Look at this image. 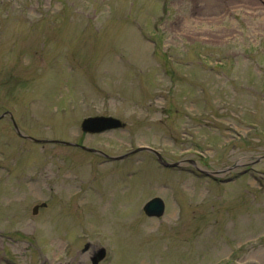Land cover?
<instances>
[{
    "label": "rangeland",
    "instance_id": "rangeland-1",
    "mask_svg": "<svg viewBox=\"0 0 264 264\" xmlns=\"http://www.w3.org/2000/svg\"><path fill=\"white\" fill-rule=\"evenodd\" d=\"M5 111L181 166L5 117L0 264H264V0H0Z\"/></svg>",
    "mask_w": 264,
    "mask_h": 264
},
{
    "label": "water",
    "instance_id": "water-1",
    "mask_svg": "<svg viewBox=\"0 0 264 264\" xmlns=\"http://www.w3.org/2000/svg\"><path fill=\"white\" fill-rule=\"evenodd\" d=\"M4 116H5V114L2 115L0 117V119L2 117H4ZM11 118L13 119V116L12 115H11ZM13 121H14V119H13ZM14 124H15V127H16L18 133L22 137L31 139V140L36 141V142H44V140H38V139L32 138L30 136L23 135L20 132L19 128L17 127L15 121H14ZM122 126H123V123L121 122V120H119L117 118H114V117H111V116H94V117H88V118H86V119L83 120L82 125H81L82 130L85 131V132H88V133H101V132H104L106 130L116 129V128H119V127H122ZM59 143L67 144V145H73L70 142H59ZM80 147L83 148V149H85V150H88V151H94V149H91V148H89L87 146H80ZM157 155L159 156L160 161L163 164H165L167 166L177 165V164H169V163H166L165 161H163L161 159V156H160L159 153H157ZM124 157L125 156H121V157H118V158H124ZM226 170H229V169H226ZM226 170H220V172L221 171H226ZM45 205L46 204H43V206H45ZM144 210L147 213V215H149V216L159 217V216L163 215V213H164L165 204H164V202H163V200L161 198H154V199L150 200L145 205ZM37 211H38V206L34 208V213H36ZM105 256H106L105 249H101L92 258L93 264H98L103 258H105Z\"/></svg>",
    "mask_w": 264,
    "mask_h": 264
}]
</instances>
